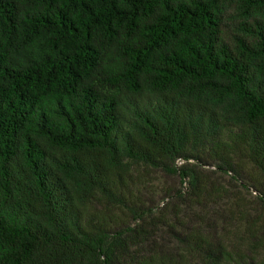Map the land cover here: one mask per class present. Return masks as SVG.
Here are the masks:
<instances>
[{
  "label": "trees",
  "instance_id": "obj_1",
  "mask_svg": "<svg viewBox=\"0 0 264 264\" xmlns=\"http://www.w3.org/2000/svg\"><path fill=\"white\" fill-rule=\"evenodd\" d=\"M246 163L264 208V0H0V264H264L200 211Z\"/></svg>",
  "mask_w": 264,
  "mask_h": 264
},
{
  "label": "rangeland",
  "instance_id": "obj_2",
  "mask_svg": "<svg viewBox=\"0 0 264 264\" xmlns=\"http://www.w3.org/2000/svg\"><path fill=\"white\" fill-rule=\"evenodd\" d=\"M184 160L178 159L177 165L183 163ZM206 169H214L215 166H204ZM141 174H146V170H139ZM150 184L148 183L146 189H144V197L151 201L153 205L163 206L168 200L169 196H166V192L169 190L177 189L180 186L179 177L177 175L169 174L163 170L150 171ZM224 176V177H221ZM258 172L251 164L246 163L244 165L243 175L238 177L232 171H229L227 175L217 173L215 178L221 182L222 186L229 189L234 195V202L238 200L239 204H243L247 210V219L237 220L239 215H233L230 213L235 211L232 205H227V198H223L220 202L215 204H209L205 208H201L200 211H205L206 218L215 224L214 229L217 235H221L231 240H239V238H264V208L260 206L258 196L260 193L255 189L252 177L257 178ZM150 187V188H149ZM188 184H183V189L186 190ZM224 209V210H223ZM225 218V219H224ZM264 256V252H262Z\"/></svg>",
  "mask_w": 264,
  "mask_h": 264
}]
</instances>
